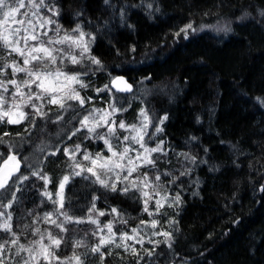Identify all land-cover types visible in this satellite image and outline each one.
I'll list each match as a JSON object with an SVG mask.
<instances>
[{
	"label": "trees",
	"instance_id": "trees-1",
	"mask_svg": "<svg viewBox=\"0 0 264 264\" xmlns=\"http://www.w3.org/2000/svg\"><path fill=\"white\" fill-rule=\"evenodd\" d=\"M46 3L59 10L54 19L63 31L80 25L95 38L91 56L100 65L87 59L83 65H68L84 73L82 83L87 87L78 85L80 96L86 102V96H92L88 103L98 107L105 103L122 107L125 111L115 114L116 122L126 125L139 122L141 109L155 117L153 123L163 130L156 132L150 125L149 133L156 132L155 143L163 141L162 150L152 155L155 167L136 175L147 172L155 182L159 174L157 191L173 199L179 195L180 200L165 207L175 215L164 231L170 238L158 235L147 248L110 243L93 253L101 240V225L111 222L115 230H132L151 219L144 211V197L135 189L124 195L75 177L66 189L63 209L73 222L63 224L66 231L50 223L49 219L64 222L65 217L56 212L60 202L53 203L42 193L57 190L63 177L71 176L75 163L69 153L77 145L76 163L86 168L89 161L83 154L93 155L103 143L87 128H78L88 113L78 101L70 102L68 111L45 103L46 120L25 106L28 119L19 124L0 121V154L6 158L16 153L21 160L18 175L29 177L14 185L11 230L0 229V243L10 242L15 234L28 241L39 234L37 229H46L61 240L55 249L59 260L52 264H78L71 260L75 256L85 257L79 264H264V0ZM41 11L51 15L47 9ZM188 24L195 31L189 30L187 38L183 33L177 37ZM54 29L51 25L50 36H55ZM3 51L0 46V54ZM118 74L132 82L130 93L111 89L110 80ZM7 76L11 77L9 70ZM105 85L110 90L97 91ZM12 91L6 94L9 102ZM55 113L63 119L58 121ZM35 170L49 178L47 189L43 179L31 174ZM94 196L99 199L91 219L97 217L98 223L89 222ZM113 208L118 213H112ZM47 213H52L49 219ZM154 217L160 223L159 215ZM37 264L48 261L40 259Z\"/></svg>",
	"mask_w": 264,
	"mask_h": 264
},
{
	"label": "snow or ice",
	"instance_id": "snow-or-ice-1",
	"mask_svg": "<svg viewBox=\"0 0 264 264\" xmlns=\"http://www.w3.org/2000/svg\"><path fill=\"white\" fill-rule=\"evenodd\" d=\"M105 3H108V0H105ZM18 6H14L17 5ZM27 6L31 9V17L29 18V13L25 12L23 19L16 21V15L19 13L20 9L25 8V0H0V13L4 17L5 27L2 32H0V46L9 49V54L15 53L19 57L23 58V66H20L15 60L11 64L5 63L3 68H0V76L4 75V71L7 68L12 69L13 79L4 80L0 79V120H3L4 117H9V124H19L22 120L28 119L29 114L20 111L19 119H12L11 115L12 109H20L25 106L30 107L34 110L35 116L42 119H48L49 113L43 111L45 103L50 105H57L61 111H68L72 109V101H78L80 106L85 105V99L80 96L79 91H77L74 85H79L80 88L87 87V85L81 82V77L84 73L73 72L68 68V65L73 66L83 65L84 61L90 60L94 65H100V60L94 56H91V43L95 39L91 37V34H86L81 30V26L77 25L71 32H64V35L61 36L60 32L63 31L61 26L56 23L54 17L59 16V10L53 7H48L46 0H39V3H35L34 0H28ZM40 9H47L50 16H38L37 13ZM123 18V13L121 14ZM15 21L19 27L14 30L6 25L8 20ZM37 24L40 29H46L47 25H55V37L50 36L47 30L40 32L37 30ZM189 30L195 31L192 28L191 24L185 25L180 32L176 33V36L179 37L181 33L184 34L185 38L188 36ZM227 30V29H225ZM78 33V35H77ZM89 36L90 39L85 37ZM35 42V43H32ZM78 53V54H77ZM3 59V58H0ZM18 73L25 74V79L23 81H18L15 77ZM147 79V78H146ZM117 80H123L122 77H118ZM126 83V82H125ZM9 85L16 89L15 92L11 93V103L6 97V94L9 93ZM22 89H27L23 91ZM35 89V90H33ZM109 86L105 85L104 89H97L98 92L108 91ZM132 90L131 85H127L124 88H117L118 92H129ZM22 100V103L17 104V98ZM91 99L90 97L88 98ZM39 102V103H37ZM7 106L9 111H3L4 107ZM110 110L105 111L103 109H91L88 111V115L84 116L83 120L80 121L81 128L88 127V131L91 134H96L98 128L107 126L108 130L103 135H96L95 138L101 139L104 142V145L107 149V152L111 153V156L105 155L103 152L96 153L93 157L90 153L83 154L84 161H90V167H83L81 163H76L75 152L80 150V146L77 145L74 150L69 153L68 149H65L66 153H69V157L75 163V167L72 169L71 176H64L59 185V191L57 196L60 197V208L56 210L58 215H63L65 217L64 222L58 223L57 220L49 219L52 213L46 214V219H49V222L61 228L62 231H66L63 224L71 223V217L64 212V204L67 201L66 189L71 184L72 180L75 177H83L85 180H92L94 184H99L100 187L110 190L112 192L120 191L122 194L127 195L130 190L135 189L140 191L144 199V211L148 213L149 216H152L153 213L148 210V203L152 200V193H157V189L160 187L159 182L161 177L159 174L155 177V182L148 176V173L145 172L141 177H138L136 180H133L130 184H127L130 180V177L133 173L138 172L139 169L143 166L155 167V161L152 158V153L161 151V146L157 145L155 148L147 147V140L151 139L152 134L149 133V126L155 127L156 132H160L163 129L153 123L155 117H149L145 109H141L139 126L126 125L123 121H120L119 128L125 129L129 132V135H125L121 140L116 132V121L109 120L110 117L114 116L118 111H125L122 107L118 108L115 103H110L108 105ZM57 115V120H62L63 116L59 113ZM97 114H101V119L96 121ZM167 119V116L161 117L159 124L162 125ZM89 121H96L92 126H89ZM36 125V120L33 117V126ZM80 129H77L78 132ZM135 133V135H132ZM8 135L7 133L4 134ZM75 135V133H73ZM87 138V137H86ZM113 140L116 143H113ZM123 144L124 147L121 151H117V148ZM139 144L140 148L143 149V152H140L138 149H135L133 145ZM163 144V141H161ZM136 152L135 157L129 155L130 152ZM55 155V153H52ZM0 160L3 161V164L0 165V190H8L13 185H19L23 181L27 180L28 176L18 175L21 170V160L17 158L16 154H8L5 159L3 154H0ZM193 162L195 158H192ZM14 162V163H12ZM11 165V166H10ZM79 169V170H76ZM85 172L88 175H85ZM127 172L126 175H122ZM34 176H37L40 179H43L45 182V189L49 184V178L46 175H43L39 170H35L31 173ZM185 173H182V175ZM94 177V179H92ZM114 177V179H113ZM118 185H124L123 187H118ZM143 185V188L141 187ZM150 189V191L144 190ZM19 189L17 188V191ZM158 194V193H157ZM42 195L47 196L49 199H52V194L48 191H44ZM13 201L10 202L8 207L12 206V203L15 201L16 193L12 192ZM99 197L94 196L92 198V207L89 209V222L98 223L97 220H92L91 216L96 211V200ZM166 200L167 197H164ZM179 195L176 196L175 202H179ZM53 203H56L53 200ZM156 211L159 212L163 205L160 200L156 201ZM112 213H118L116 208H113ZM4 215V213H0ZM100 216H104V212L99 213ZM9 219L11 216L9 214ZM76 223H83L84 221H75ZM144 222H142L143 224ZM152 227H155L157 224L156 220H152ZM6 230L9 229L8 223H5L3 226ZM109 232V239L100 240V246L110 243L114 237L112 233V224L107 225ZM39 230L37 229V232ZM134 233L138 234V229L132 230ZM158 233H154L156 235ZM164 236L170 238V233H163ZM122 239H133L134 237H129L125 234ZM49 239L51 244H43V236L41 241L36 242L40 244L39 249L28 248L24 249V246L21 245L20 249L17 251V255L20 254V251H27L29 253V260L24 261V264H30L31 260H40L43 259L48 261V264H52L50 257L55 255V249L53 245L59 247L61 240L53 239L51 233L49 234ZM18 241L13 240L12 244H16ZM142 243V239L138 241ZM151 242V241H150ZM160 243L159 241L156 242ZM76 246H79L78 244ZM100 246L93 247L91 251L93 253L100 251ZM5 245H0V249H3ZM127 245H125V250L127 251ZM135 253V249L133 248ZM151 255V253H149ZM56 259H59L56 257ZM80 257H76V260L79 264ZM0 264H3V260H0ZM63 264V262H61Z\"/></svg>",
	"mask_w": 264,
	"mask_h": 264
},
{
	"label": "rangeland",
	"instance_id": "rangeland-1",
	"mask_svg": "<svg viewBox=\"0 0 264 264\" xmlns=\"http://www.w3.org/2000/svg\"><path fill=\"white\" fill-rule=\"evenodd\" d=\"M34 2L38 4L39 0H34ZM25 4H26V7L20 9L19 13H17L16 18H15L16 21H19V20L23 19V16H24L25 12L29 13V18H32L31 17V9L27 6L28 0H25ZM14 6H18V4L14 5ZM37 15L38 16H46V15H44V13H42L41 9L37 13ZM6 25L9 26L13 30L15 28L19 27V25L15 21H13L11 19L6 22ZM4 27H5L4 17L2 15V13H0V32L3 31ZM50 27H51V25H47L46 29H40L39 25L37 24V30L40 31V32H43L45 30H47L49 32ZM64 32H66V31H63V33ZM60 35L61 36L64 35V34L62 35V31L60 32ZM53 37H55V36H53ZM32 43H35V42H32ZM3 53L4 54H0V58H3V59H0V62H1L0 63V68H3V65L5 63L11 64L13 60H15L17 63H19L20 66H23V58L19 57L17 54L11 53V55H10L9 54V49H6V48H4ZM7 70H9V72H10V76H11L10 78H8V76H7ZM73 72H77V71H73ZM82 77H81V82L83 81ZM15 78L18 81H23L25 79V74L18 73ZM0 79L4 80L5 82H7V80L13 79L12 69L10 67L5 69L4 75L0 76ZM74 87H76V89H77L78 85H74ZM11 88L13 89L12 92L16 91V89L14 87L9 85V89H11ZM22 90L25 91V92L27 91V89H22ZM33 90H35V89H33ZM0 91H2V90H0ZM89 97L91 98L90 100L88 99ZM110 97L112 98V96H110ZM86 98H87V102L85 101L84 107L87 108L88 111L91 110V109H94V108L95 109H103L105 111L110 110V109L107 108L110 103H105L103 107H98L96 105H91V104L88 103V102H91V100L93 99L92 96H88V97L86 96ZM10 103H11V100H10ZM16 103L20 104V103H22V100L18 97L17 100H16ZM3 111H9V108L8 107H4ZM11 111L13 113L11 115L12 119H19V112L20 111L25 112L24 111V107L20 108V109H12ZM87 115H88V113H87ZM8 119H9V117H4L3 118V120L6 123H8L7 122ZM100 119H101V114H97L96 121H99ZM141 119H142V117H139V119H138L139 122H136L135 125L139 126V123H140ZM109 120L110 121L111 120H115L116 121V116L114 115V116L110 117ZM0 121H2V120H0ZM96 121H89L88 122L89 126L94 125L96 123ZM119 123L120 122H116V125H115L116 126V132H117V135L119 136V138L122 140L125 135H129V132L127 130H125V129L119 128ZM131 125H133V124H131ZM78 128H81V126H79ZM85 128L88 129V127H85ZM107 130H108V128H107V126H105V127H102V128H98L96 130V132L98 131L96 134H91V133H89V134H90L91 137L96 139L95 138L96 135H103L104 133L107 132ZM132 135H135V133H132ZM155 136H156V132H153L152 136H151V139L147 140V145H146L147 147L155 148L157 145H161V143H155L153 141ZM101 142L103 144H101L99 146V148L94 151V154L92 156L95 157L96 153H99V152H103L105 155L111 156V153L107 152V149H106V147L104 145L103 140H101ZM113 143H116V141L113 140ZM123 147H124V145L121 144L119 146V148H117V151H121L123 149ZM133 147L135 149H138L140 152H143V149L140 148L139 144H135V145H133ZM11 154H16V153L12 152ZM129 155L132 156V157H135L136 152L135 151L130 152ZM152 155H153V153H152ZM17 158H18V155H17ZM12 163H14V162H12ZM2 164H3V161L0 163V165H2ZM90 166H91V164H90V161H89L88 167H90ZM146 167H148V166L141 167L139 169V171L141 172ZM136 173L137 172L132 174V176L130 177V180L128 182H126L127 184H130L133 180H136L138 177L142 178L143 175H136ZM126 174H127V172L123 173L122 175H126ZM113 179H114V177H113ZM141 187L143 188V185H141ZM12 190H15L14 185L11 187V190H9V189L6 190V191L5 190H0V213H4V215H0V229H3V230H6L3 227L5 223H8V225H9V229L8 230H11L12 222H11V219H9V214L11 216V213L9 211L8 205L10 204V202L13 201ZM144 190L150 191V189H144ZM58 191H59V186H58L57 190H55V191L51 190V191H48V192L52 194V199H54L56 202L59 203L60 202V197L57 196V192ZM157 193H152V197L153 198L148 203L149 212L153 213V215L151 216V219L150 220H148V219L143 220L142 221V222H144L143 224L141 222V223H139L136 226V228H133V229H138V234L134 233L132 231L133 229L132 230H115L113 228V225H112V233H114V237L112 238L110 243H113V244H127V245H130V247L134 246V244H139L138 246L147 248L149 246L150 241H156L158 235L162 236V234L164 233L165 229H167L168 225L171 224V221L175 218V215L173 213H167V210L165 209V207L176 206L177 202H175V199H173L170 196H168L163 190H162V192H158L157 191ZM164 197H167V199L165 200ZM144 199H145V197H144ZM157 200H160L161 204L163 205V207H161L159 212L156 211V208H157L156 201ZM157 215H159L160 223H157L155 227H152L151 222H152V220H156V221L158 220L157 217H154V216H157ZM93 220H97L99 222V219L97 217H93ZM109 223H111V222H108V223H106L103 226L101 225V227L99 229V232H100V235H101L100 239H104V240H108L109 239V232H108V228H107V225ZM38 233L39 234L36 237L31 238L28 241L21 240L18 237V235L15 234L13 239L10 242H8V243H0V245H5V247L3 249H0V260H3V264H24V261L29 260V253L27 251H20L19 255L16 254L18 249H20L21 245L24 246V249H28V248L39 249L40 248V244L36 243V242L41 241V237L42 236H43V244L44 245L51 244V240L49 239V234L50 233H51V236H52L53 239H58L56 236L53 235V233L50 230H46V229L42 230V231L39 230ZM154 233H158V234L154 235ZM125 234H127V236H129V237H134V238L133 239H122L121 237H123ZM14 239L18 241L16 244H12V241ZM141 239H142L143 242L139 243L138 241L141 240ZM110 243H107V244H104V245L100 246V242H99V243L95 244V247L100 246V249H102L105 245H109ZM53 248L56 249V246L53 245ZM86 254L87 253H83V256H85ZM56 257H58L56 254L53 257H50L51 261L55 262V261L59 260V259H56ZM76 257L77 256L71 258L73 263H76ZM80 258H81L80 261H85V257L80 256ZM90 259H91V254H88L87 255V260H90ZM37 262H38V260H31L30 264H37Z\"/></svg>",
	"mask_w": 264,
	"mask_h": 264
},
{
	"label": "water",
	"instance_id": "water-1",
	"mask_svg": "<svg viewBox=\"0 0 264 264\" xmlns=\"http://www.w3.org/2000/svg\"><path fill=\"white\" fill-rule=\"evenodd\" d=\"M118 77H122L123 80H117ZM126 82V83H125ZM127 85H131L132 86V89H133V84L132 82L127 79L123 74H118V75H115L111 78L110 80V86L111 88L115 91V92H118L116 91L117 88H124L126 87ZM132 91V90H131ZM131 91L129 92H118V93H124V94H127V93H130ZM11 166V165H10Z\"/></svg>",
	"mask_w": 264,
	"mask_h": 264
}]
</instances>
